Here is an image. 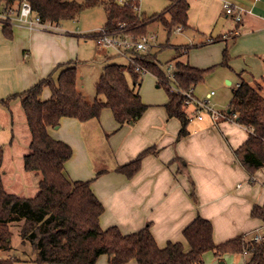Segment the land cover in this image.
Listing matches in <instances>:
<instances>
[{
  "label": "crops",
  "instance_id": "crops-1",
  "mask_svg": "<svg viewBox=\"0 0 264 264\" xmlns=\"http://www.w3.org/2000/svg\"><path fill=\"white\" fill-rule=\"evenodd\" d=\"M167 1L162 12L170 4ZM188 1V26L180 31H184L187 40L162 44L155 32L157 39L149 50L173 47L177 53L173 60L199 68H218V78L230 84V103L242 80L262 84L264 95V0ZM225 2L232 4L236 14H241L240 22L225 13ZM154 14L157 12L148 16ZM6 22L10 35L5 33ZM58 27H32L21 22L17 12L0 10V100L29 89L59 63L73 60L76 49L71 47L72 41L68 44L66 38L53 31L59 30ZM187 45L192 47L187 53H180L181 47ZM224 51L229 57L227 65L221 64ZM147 74L153 76L159 88L157 78ZM143 80L144 76L142 84ZM80 81L79 77L78 90L87 101H94L96 96L86 92ZM42 96L48 99L51 89L46 87ZM168 100V95L149 104L142 99L148 105L143 116L123 126L112 122L114 116L109 108L103 109L104 117L101 114L100 118L85 122L62 118L60 126L49 129V133L73 149L66 163L68 175L73 180L94 179L92 190L104 206L100 217L103 229L117 226L122 233L129 234L150 225L160 247L168 242H182L188 248L183 231L201 215L212 222L216 244L240 235L252 240L264 230L263 221L251 215L254 205H264V167L250 173L235 153L251 130L235 120L214 122L209 114L195 120L188 112V135L178 138L181 122L168 116L165 107ZM20 108V100H13L9 107L0 103V145L5 146L2 178L8 192L31 197L38 192V178L24 168L23 157L28 152L31 135ZM14 109L21 113L20 121L25 122L22 126L25 124L27 144L20 150L18 167L12 151L18 149L14 148L17 146ZM148 148L151 153L143 158L141 169L134 176L128 178L115 170ZM105 161H109V166ZM99 162L104 166L98 168ZM100 170L103 172L96 176ZM0 256L3 257L2 253ZM18 259L15 263L36 264L34 254ZM248 259L246 253H227L221 257L211 251L203 254V264H247ZM98 262L108 264V256L101 255ZM126 264L138 263L131 260Z\"/></svg>",
  "mask_w": 264,
  "mask_h": 264
},
{
  "label": "trees",
  "instance_id": "trees-1",
  "mask_svg": "<svg viewBox=\"0 0 264 264\" xmlns=\"http://www.w3.org/2000/svg\"><path fill=\"white\" fill-rule=\"evenodd\" d=\"M22 1L25 0H0V10L18 12ZM26 1L42 23L52 26L77 19L85 9L102 6L106 16L104 28L109 33L128 35L136 40L148 34V26L155 20L161 23L168 37L177 27L185 29L188 26V0H169L170 4L163 12L151 16L143 12L139 15L130 6L120 5L115 0ZM4 29L10 35L9 23H5ZM93 34L82 36L92 37ZM191 47H181L182 53H187ZM133 55L139 65L157 78V84L165 88L169 97L165 104L168 116L181 122L178 138L187 136L190 118L185 96L171 91V86L194 91L212 68H199L177 60L170 77L150 50ZM228 58L224 51L221 64L227 65ZM142 78L141 72L127 61L109 62L97 83V96L89 102L78 90L77 62L69 60L56 65L47 77L29 89L0 100L7 107L13 100H20L31 135L28 152L23 157L24 168L38 178V192L34 196L8 192L2 178L5 146L0 145V253L12 251L11 227L16 225L22 243H30L36 264H95L101 255L108 256V264H126L131 260L138 264H203V254L208 251L217 257L246 253L249 255L247 264H264V240L256 242L240 235L216 244L212 222L201 215L183 231L188 248L182 242H168L165 247H160L150 225L129 234L122 233L117 226L107 229L100 226L104 206L92 190L94 179L70 178L66 163L71 159L73 149L66 142L54 139L49 129L60 126L64 117L81 122L98 119L105 108L112 111L119 126L137 122L148 108L140 95ZM46 87L51 89L48 99L42 96ZM262 90V84L242 80L234 89L227 111L235 121L251 130L248 139L235 150L250 173L264 167ZM149 153L151 148L115 170L130 178L141 169L142 160ZM102 172L98 171L96 176ZM251 215L264 223V205H254ZM19 260L18 257L0 256V264H14Z\"/></svg>",
  "mask_w": 264,
  "mask_h": 264
},
{
  "label": "rangeland",
  "instance_id": "rangeland-1",
  "mask_svg": "<svg viewBox=\"0 0 264 264\" xmlns=\"http://www.w3.org/2000/svg\"><path fill=\"white\" fill-rule=\"evenodd\" d=\"M84 1V0H79ZM141 8L147 12L148 15L153 14L155 12L161 13L165 6L168 4L167 0H141L140 2ZM105 12L102 6H95L92 8L85 9L81 12L79 17L75 20H64L61 22L58 27L59 30H53L56 33H59V37H64L69 41L68 44L72 41L71 47L75 48V55L72 58L77 62V72L79 77L81 78L80 84L85 86V91L89 92L91 96H97L96 86L100 80L102 70L104 66L109 62H118L123 63L124 58L121 56L115 55L112 49L108 48H100L96 44L95 40L89 36L84 37L82 35L92 33L100 28L104 27L105 23ZM158 34V40L162 44H166L169 42L170 44H179L185 42L187 37L183 32L175 31L168 37L167 33H165L159 24L158 21H153L148 26V35L153 33ZM180 49V53H181ZM152 54L156 55L158 62L163 65L164 68H167L169 64H175L176 60H173L174 56H177L176 50L173 47H168L165 49H158L157 47L151 49ZM109 59H106V57ZM213 68L207 75L204 82L197 85L194 91V95L200 99H205V95L207 92L213 90L214 95L210 99V104L214 109L222 112H226L228 110V106L231 99V88L230 84H225L218 75V68ZM141 72V71H140ZM144 80L141 87L140 94L142 99L146 101L147 104L153 101H159L163 98L167 97V92L164 87H156L155 79L152 75L147 74L143 75ZM230 80V79H229ZM231 81V80H230ZM227 83V82H226ZM192 106H187V112H189L190 116L193 119H197L195 116L196 113L192 110ZM22 109V108H20ZM23 110V109H22ZM192 113L195 115L192 116ZM204 116L207 115V112H204ZM20 114L17 109H14V119H16L17 130L16 132V141L17 146H14L15 149H12L14 152L13 159L15 166L18 164V158L20 150L22 148L25 149L27 144H25L26 134H25V124L20 121ZM102 117H104V113H102ZM206 117V116H205ZM208 118H205L207 120ZM114 118L112 122H114ZM231 121V120H227ZM106 158V156H105ZM109 159V158H108ZM106 166H109V161H105ZM102 164L98 163V168H100ZM104 166V165H103ZM101 166V167H103ZM18 167V165H17ZM11 230L13 232L12 236V251L8 253L3 252V257L15 255L17 257H28L33 255L32 247L30 243L26 242L22 243L21 237L19 235V228L16 225H12ZM260 234L264 235V230L260 231ZM105 261V256L102 257ZM21 264V263H15ZM26 264V263H24ZM96 264H107L105 262H98Z\"/></svg>",
  "mask_w": 264,
  "mask_h": 264
},
{
  "label": "built area",
  "instance_id": "built-area-1",
  "mask_svg": "<svg viewBox=\"0 0 264 264\" xmlns=\"http://www.w3.org/2000/svg\"><path fill=\"white\" fill-rule=\"evenodd\" d=\"M120 5L124 6H130L133 11L137 14H141V0H115ZM261 1V0H257ZM224 10L227 15H232L236 21L240 22L242 20V16L240 13H235L234 8L232 7V4L229 2L224 3ZM5 17V16H4ZM7 17V16H6ZM9 17V16H8ZM17 18L29 25V26H42V27H51L50 24L42 23L39 16H37L33 9L31 4L28 1H22L19 7V10L17 12ZM177 31H181L182 27H177ZM94 34L92 35V38L95 40L96 44L100 48H108L112 49L113 52L124 58L125 61L133 64L138 71H141L142 75H145L146 73H149L145 68H143L141 65L137 63L135 58L133 57L134 52L139 53H146L149 51V49L154 46L155 41L157 39V35L155 33L153 34H146L139 39H134L131 36L128 35H117L113 33H109L104 27L100 28L96 31H93ZM175 69V66L172 64H169L166 68L167 73L172 77L173 71ZM171 91L176 93H181L185 96V104L186 106H192L194 109V112L196 113V117L200 120L204 119V112H207L212 120L214 122L219 121L220 119L225 120H235L234 116H229L226 112L218 111L213 108V106L210 104V97L214 94V92H210L207 97L203 100L198 99L194 92L190 89L187 91H184L177 87L176 85L172 84ZM252 240L256 242H261L264 240V235L257 233L252 237Z\"/></svg>",
  "mask_w": 264,
  "mask_h": 264
}]
</instances>
